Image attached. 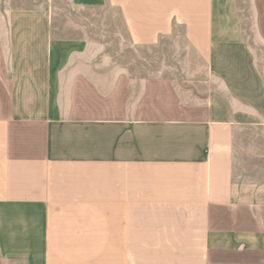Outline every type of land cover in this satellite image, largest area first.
I'll use <instances>...</instances> for the list:
<instances>
[{"label": "crops", "instance_id": "1", "mask_svg": "<svg viewBox=\"0 0 264 264\" xmlns=\"http://www.w3.org/2000/svg\"><path fill=\"white\" fill-rule=\"evenodd\" d=\"M19 1L0 0V264H264V182L234 172L264 123V0ZM121 39L176 44V77L116 65Z\"/></svg>", "mask_w": 264, "mask_h": 264}, {"label": "rangeland", "instance_id": "2", "mask_svg": "<svg viewBox=\"0 0 264 264\" xmlns=\"http://www.w3.org/2000/svg\"><path fill=\"white\" fill-rule=\"evenodd\" d=\"M54 4L55 8H65L66 0H55ZM70 13L71 15H67V18L74 16L73 11ZM105 17L106 14H102L100 17L89 16L88 18L102 19ZM113 45L116 65L145 68L146 77H152L159 73L166 76H171L172 73L176 77V72L173 70L182 66L183 59L178 57L181 55V51L173 43L151 49H138L130 47L121 39L120 42ZM216 64V68L222 67V64H226L227 67L228 65L231 66L227 73L234 74L235 63L233 59H228L225 62L219 60L216 61ZM262 71H264V66H262ZM234 162V172L238 177L242 176L245 180L264 182V123L241 126L235 139Z\"/></svg>", "mask_w": 264, "mask_h": 264}]
</instances>
